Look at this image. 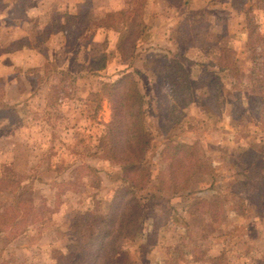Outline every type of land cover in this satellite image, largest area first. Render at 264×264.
Listing matches in <instances>:
<instances>
[{
  "label": "rangeland",
  "instance_id": "rangeland-1",
  "mask_svg": "<svg viewBox=\"0 0 264 264\" xmlns=\"http://www.w3.org/2000/svg\"><path fill=\"white\" fill-rule=\"evenodd\" d=\"M211 2L214 11L208 4L184 11L176 21L174 12L163 7L178 8L179 0H0V216H17L9 210L12 201L23 203L21 216L26 207L38 213L36 222L15 226L19 236L13 239L6 237L8 224L0 227V264H58L70 242L96 235L93 220L81 234L75 224L90 205L107 214L108 200L122 183L120 165L106 155L112 109L103 84L124 73L134 75L148 100L152 142L144 158L148 182L138 192L140 229L117 240V258L124 264H255L258 257L264 259V179L245 180L239 171L264 159V107L251 103L254 85L249 82L252 70L264 73V0H247L243 8L241 0ZM59 4L74 10L57 11L53 7ZM118 4L131 14L122 21L133 26L127 29L131 38L140 32L142 20L150 32L127 60L116 55L117 33L100 29L106 20L123 19ZM147 5L160 10V16L151 20ZM111 6L112 11L105 10ZM13 44L14 51L6 52ZM105 50L114 52L115 61L97 72L94 61ZM166 53L187 68L194 94L201 90L195 101L184 98L183 109L175 104V122L170 120L175 106L164 73ZM233 58L234 76L222 68L234 64ZM213 75L226 87L235 84L222 118L205 102ZM242 82L247 92L239 100ZM179 140L199 143L204 160L216 164L217 186L204 174L199 182L205 178L207 183L179 192L171 187L168 148ZM182 159L185 167L192 160ZM235 165L238 169H229ZM236 172L242 175L237 183ZM213 194L232 203L218 222L206 212ZM244 196L243 212L239 198ZM216 256L221 260L215 262Z\"/></svg>",
  "mask_w": 264,
  "mask_h": 264
},
{
  "label": "trees",
  "instance_id": "trees-1",
  "mask_svg": "<svg viewBox=\"0 0 264 264\" xmlns=\"http://www.w3.org/2000/svg\"><path fill=\"white\" fill-rule=\"evenodd\" d=\"M246 1L247 0H241V7L244 6ZM189 3L190 0H184L182 4L188 5ZM145 9L148 11V8ZM118 15L123 16V19L120 20V18L117 17L118 20L116 21L106 20L105 26L119 33L116 55L120 60H127L133 54L137 42L141 41L144 36L149 35L150 32L147 31L148 25L142 20L140 32H137L133 35V38H131L133 32L131 33L128 30H133V26L128 27L125 23H122V21H128L131 14H127L121 10ZM64 28L65 26H62L59 30L63 31ZM203 28L204 27H202V29ZM254 32L255 31L252 30V33ZM15 44L9 45L8 49L5 48L6 51L14 50V47H16ZM210 53L214 54V51L211 50ZM233 53L236 54L235 51H233ZM163 59L165 78L168 80L171 89L172 100L169 102H172V108L175 104H182L180 109H183L187 105L185 104L184 98L188 96L191 100H194L201 90H199L196 95L194 94L195 91L192 87L190 73L179 59L168 55V53L163 56ZM236 60L237 58H233L232 61H234V64L231 63L229 67L226 65L222 67L223 69H229L228 71L231 72L232 76H234L235 71H237ZM114 61V52L111 53L105 50V52L95 59L92 69L100 72L109 67ZM212 63H215L214 59H212ZM211 77L214 80V87L212 89L210 88L212 92L207 94L205 102L213 111H216V116L222 118L224 115L221 116V114H224V108L232 104L229 93L235 84L233 83L231 85L230 82V85L226 87V85L222 84L219 76L213 75ZM249 82L254 85L253 88H250V92L252 93L250 94L251 103L260 108L264 107L263 71L261 72L257 69L252 70L249 76ZM244 86H246V88H242ZM103 87L108 92L107 97L112 109V119L106 125L107 131L105 136L107 137V142L110 144V149L106 155L107 159L120 165L123 175L121 179L122 183L115 190L113 197L108 200L110 210L107 214L94 212L92 208H89L91 205L81 213L79 222L75 224L76 234H81L85 227L92 226L93 223H91L90 220H93L94 223L97 224V233L93 235L89 241L83 242V237H81L76 243L70 242L66 246L69 252L66 254L61 253V257L58 258V264H124L117 258V253L120 248V243L117 246V240L128 236H134L140 229V224L142 222V197L139 196L138 192L142 190L148 182L150 173L144 165V158L146 149L150 147L152 142L151 129L146 120L148 113L145 106L148 107V100L146 101V96L142 93L138 81L135 79L134 75L130 73H124L113 82H104ZM203 87L204 85L202 88ZM245 92H247V85L242 82L239 100L244 99ZM177 109L178 108L175 106L172 109V117L170 114V120L173 122L178 119L177 114H175ZM231 115H235L234 112H232ZM168 149L169 157L167 158L170 161L168 181L172 184V188L179 192L186 190L190 186L197 185L198 183L200 184L201 182L207 183L205 178L199 182L201 175L204 174L209 175V182H212L211 186H217V183L214 181L217 170L216 164L212 161L206 162L204 160L206 158L204 155L205 153H203L199 143L197 144L195 142L190 144L179 140ZM187 156L191 157L192 160H190V165L185 167L182 158H187ZM249 165L250 166L240 168L241 170L239 171L242 172L243 176L240 172L233 174L235 177L233 182H240V180L236 178H240L241 176L245 180L264 179V159L252 160ZM229 169L234 170L238 168L235 165ZM211 197L214 199V202L211 204L212 208L208 209L206 212L209 215L208 219L218 222L220 220V218H218L219 214L222 212L224 213L227 205L232 203H230V200H228L227 204L226 202L223 203L221 201L223 195L221 194H213ZM247 199V196L239 198L244 207L243 212L246 209L245 205L247 204ZM21 204H15L12 201L9 207L10 211H17V216H0V227L6 224L10 227V233L6 235L8 240L18 235L14 232L16 230L15 226L19 225L20 228L24 223L29 225L31 221L36 222L38 220V213L30 214L27 207L25 214L21 216ZM236 212L243 214L242 210H236ZM32 217L36 219H31ZM3 231L4 230L0 228V234L3 233ZM21 232L22 230L20 233ZM78 250L81 252L83 251V254L76 255ZM213 260L215 262L220 261L221 257L216 256ZM255 264H264V259L258 257Z\"/></svg>",
  "mask_w": 264,
  "mask_h": 264
},
{
  "label": "crops",
  "instance_id": "crops-1",
  "mask_svg": "<svg viewBox=\"0 0 264 264\" xmlns=\"http://www.w3.org/2000/svg\"><path fill=\"white\" fill-rule=\"evenodd\" d=\"M156 1V0H154ZM180 1V4L179 6H176L178 8H174L173 5H170L169 3L167 5H165L163 8L164 10H166L167 12H170L171 15L172 13L174 12L175 16L176 17H173L175 18V20L177 21V19H179V17H181L182 15H186L185 13L189 12V11H192V10H199L200 8L204 9V8H208L209 6H207L208 4L211 6V9L210 11H214V9L216 8L215 7V3L214 2H211L212 0H208L206 2V0H190V3L188 5H184L182 4L184 0H179ZM152 2V1H151ZM135 4V3H134ZM155 4V3H153ZM119 5V4H118ZM184 5V6H183ZM62 4H59L58 6H54L53 8L54 9H58L57 11H63L65 9V11H72L74 10L73 9V6H64V7H61ZM217 7L219 6V4L216 5ZM215 7V8H214ZM78 8L77 6L75 7V9ZM124 7L121 8V6L119 5L118 6V9H120V11L123 9ZM148 8V11H149V15H150V18L152 20L153 17H158L160 16V14L158 13L160 10H154V8H150V5L147 7ZM80 10V8H78ZM106 11H112V6L111 7H106L105 8ZM163 11V10H162ZM185 11V13H184ZM76 14V12H75ZM182 19V17H181ZM185 19H188V16L185 17ZM150 20V19H149ZM102 31H107L109 33H111L110 30H112V32H115L117 33V36L119 38V33L117 31H114L113 29H109L107 28L105 25H103L101 28H100ZM98 39V38H96ZM5 40V39H4ZM16 50V49H15ZM14 50L12 51H6V52H13Z\"/></svg>",
  "mask_w": 264,
  "mask_h": 264
}]
</instances>
